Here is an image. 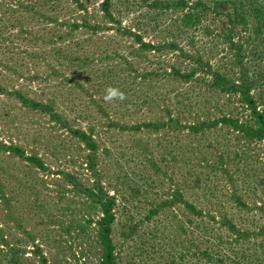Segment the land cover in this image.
Here are the masks:
<instances>
[{"label": "rangeland", "instance_id": "obj_1", "mask_svg": "<svg viewBox=\"0 0 264 264\" xmlns=\"http://www.w3.org/2000/svg\"><path fill=\"white\" fill-rule=\"evenodd\" d=\"M101 2L0 0V142L46 167L0 146V264H40L36 247L51 262L98 263L99 207L61 174L93 185L88 150L68 127L97 144L95 169L115 198V264H203L204 249L264 264V141L221 123L182 127L221 113L248 121L238 94L217 91L204 68L238 79L233 51L213 34L229 22L197 0H110V22ZM189 10L202 18L187 23ZM252 95L264 109V81Z\"/></svg>", "mask_w": 264, "mask_h": 264}, {"label": "trees", "instance_id": "obj_2", "mask_svg": "<svg viewBox=\"0 0 264 264\" xmlns=\"http://www.w3.org/2000/svg\"><path fill=\"white\" fill-rule=\"evenodd\" d=\"M213 2H215V5L210 6L209 4H206L204 0H197L196 5L198 4L208 10L211 9L214 14H223L229 22L223 33L221 31H213V34L225 38L228 42L229 48L234 53V64L237 66L238 79L232 80L228 78L218 70L212 69L211 65L207 62V67L204 68H207L206 72L211 78V81L209 82L210 85L217 89V91L227 94H238L239 101L245 106L248 112V121H241L239 117L221 113L219 117H216L213 120L206 119L195 123L185 124L182 125V127L187 128L191 132H198L208 126L221 123L239 131L249 140L264 141V109L259 107L256 99L252 95L253 86L264 81V71L261 70L258 65L261 58L264 60V0H214ZM185 4L189 6L187 2ZM78 6L82 7V4L79 3ZM100 8L105 18L110 20V22L115 21L110 10V0H102ZM226 8H229L230 10L226 11ZM201 15L202 12L200 11L194 13L192 10H189L185 13L184 18L187 23H194L202 18ZM74 25L78 24L75 23ZM237 25H241V33L235 32V27ZM118 29H120V26ZM134 38L143 48H159L143 41L138 35L134 34ZM172 46L175 47L176 43H173ZM246 46L247 51L244 50ZM251 57L253 60H248ZM199 62L201 61L199 60ZM251 62L254 66V73L250 70ZM3 90L4 89L0 87V91ZM10 94L16 96L25 105L39 108L44 112H47L51 119L57 121L60 120L58 113H56L51 106L29 99L21 95L18 91H10ZM169 119L172 120V117L170 116ZM140 126L142 125H137L136 128H139ZM144 126H151V124L144 123ZM68 129L88 150L86 166L93 175V185H83L70 173L61 172V174L68 183L78 191L82 192L92 203L99 207L100 216L95 221L97 225V243L100 247V255L97 264H115L114 245L111 237V226L115 219V198L104 190L100 183L99 173L95 169L97 144L90 134L81 129H72L71 127H68ZM0 146L6 150L12 151L17 156L30 161L40 169L46 168L43 161L38 156L26 155L18 146L7 145L1 142ZM173 200L183 202L190 211L195 210L194 206L182 199L181 195L174 197ZM35 250L37 251H34V253L38 252L40 257V264H60L59 262H51L47 260L38 247H36ZM202 254L204 258L203 264H241L239 262L235 263L234 261H227L224 257L220 256L219 253H212L209 249H204Z\"/></svg>", "mask_w": 264, "mask_h": 264}]
</instances>
